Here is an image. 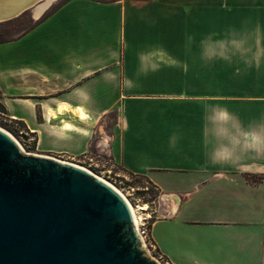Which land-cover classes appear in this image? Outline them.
<instances>
[{
	"label": "crops",
	"instance_id": "1",
	"mask_svg": "<svg viewBox=\"0 0 264 264\" xmlns=\"http://www.w3.org/2000/svg\"><path fill=\"white\" fill-rule=\"evenodd\" d=\"M51 8L0 43L3 105L37 150L146 177L172 264H264V0Z\"/></svg>",
	"mask_w": 264,
	"mask_h": 264
},
{
	"label": "water",
	"instance_id": "2",
	"mask_svg": "<svg viewBox=\"0 0 264 264\" xmlns=\"http://www.w3.org/2000/svg\"><path fill=\"white\" fill-rule=\"evenodd\" d=\"M0 264L159 263L118 192L91 172L23 152L0 128Z\"/></svg>",
	"mask_w": 264,
	"mask_h": 264
},
{
	"label": "rangeland",
	"instance_id": "3",
	"mask_svg": "<svg viewBox=\"0 0 264 264\" xmlns=\"http://www.w3.org/2000/svg\"><path fill=\"white\" fill-rule=\"evenodd\" d=\"M65 1H54L51 4L52 8L48 12L56 9ZM32 15L34 16V12L33 9H30L12 20L0 23V43L15 40L24 32L31 29L36 24L32 19ZM2 104L0 94V106ZM0 128L17 139L28 154L50 157L61 162L80 166L108 182L124 195L136 209L137 214L142 217V220L149 223V226L161 216L162 203L160 201V191L146 177L138 175L132 176L118 167H111L109 165L103 167L99 164L100 162L95 156H91L93 162H83L82 160H72L65 156L41 153L36 148V137L28 133L19 121H15L8 113L5 114L2 111H0ZM153 257H155L154 253Z\"/></svg>",
	"mask_w": 264,
	"mask_h": 264
},
{
	"label": "bare ground",
	"instance_id": "4",
	"mask_svg": "<svg viewBox=\"0 0 264 264\" xmlns=\"http://www.w3.org/2000/svg\"><path fill=\"white\" fill-rule=\"evenodd\" d=\"M21 1H25V0H0V17L6 15L5 17L7 18L6 20H0V23L16 18L18 15L24 13V10L26 8H29L28 10L33 9L34 17L36 19H38L48 10V8L51 6V4L56 0H26L27 2L25 1L24 3H20ZM14 15H15V17L13 18L12 16H14ZM10 17H12V18H10ZM2 19H4V18H2ZM81 118L82 119L84 118L83 114L81 115ZM68 128L69 127L66 126L65 129L68 130ZM10 136L19 144L21 150L23 152L27 153L24 150L23 146L19 143V141H17V139H15L12 135H10ZM52 159H54V158H52ZM71 165L89 172L88 170H86L80 166L73 165V164H71ZM96 178H98L102 182L106 183L111 188H113L125 200V202L127 203L128 207H129V210L131 212L134 224H135V226L136 225L138 226L140 224V221L142 220V217H140L137 214L136 209L131 205V203L114 186H112L108 182L104 181L100 177L96 176Z\"/></svg>",
	"mask_w": 264,
	"mask_h": 264
},
{
	"label": "built area",
	"instance_id": "5",
	"mask_svg": "<svg viewBox=\"0 0 264 264\" xmlns=\"http://www.w3.org/2000/svg\"><path fill=\"white\" fill-rule=\"evenodd\" d=\"M136 229L138 231V234L141 237L142 243L144 248L147 250L148 254L153 257L159 264H172L169 260H167L164 256H162L157 250L155 245L153 244L151 238H150V232L151 228L149 226V223L145 220H141L140 224L137 226Z\"/></svg>",
	"mask_w": 264,
	"mask_h": 264
},
{
	"label": "trees",
	"instance_id": "6",
	"mask_svg": "<svg viewBox=\"0 0 264 264\" xmlns=\"http://www.w3.org/2000/svg\"><path fill=\"white\" fill-rule=\"evenodd\" d=\"M0 111H2L3 113H5V114H7L8 113V111H7V109L5 108V106L2 104L1 106H0ZM15 121H17V120H15ZM20 122V121H19ZM23 126H24V128L27 130V132L29 133V131H28V129H27V127L25 126V124L24 123H22V122H20ZM128 174H130V175H134V174H131V173H128Z\"/></svg>",
	"mask_w": 264,
	"mask_h": 264
}]
</instances>
